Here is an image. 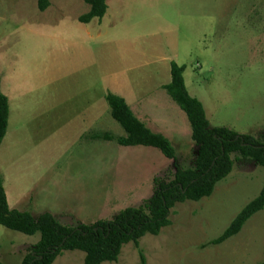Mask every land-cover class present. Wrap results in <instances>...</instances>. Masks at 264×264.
<instances>
[{
	"label": "rangeland",
	"instance_id": "obj_1",
	"mask_svg": "<svg viewBox=\"0 0 264 264\" xmlns=\"http://www.w3.org/2000/svg\"><path fill=\"white\" fill-rule=\"evenodd\" d=\"M101 20L78 22L82 0H0V90L8 125L0 178L10 209L49 213L61 225L109 221L143 207L153 179H171L157 149L93 139L125 136L105 101L123 98L151 132L171 143L176 165L191 168L196 148L185 114L166 94L170 63L184 66L188 95L210 127L264 144V0H106ZM231 172L207 198L176 204L170 225L124 245L102 264H258L264 209L235 236H219L264 184V168L231 154ZM39 239L0 226V262L20 264ZM62 251L52 264H82Z\"/></svg>",
	"mask_w": 264,
	"mask_h": 264
},
{
	"label": "trees",
	"instance_id": "obj_2",
	"mask_svg": "<svg viewBox=\"0 0 264 264\" xmlns=\"http://www.w3.org/2000/svg\"><path fill=\"white\" fill-rule=\"evenodd\" d=\"M82 1L89 9L78 18V22L87 24L93 19L103 18L107 10L106 0ZM49 5L50 0H37L40 12L45 11ZM184 69V66L171 62L170 82L163 89L185 114L189 123L190 138L196 148L191 168L181 169L176 165V154L168 139L146 128L134 116L123 98L111 93L104 97L111 118L122 128L125 136L114 137L104 133L96 135L94 140L115 142L123 147L155 148L166 159L173 161L172 178H154L152 194L143 207H127L109 221L98 220L92 224L64 226L46 212L32 216L28 212L10 209L0 178V226L27 236L39 234L38 241L20 264H52L62 251L74 250L84 253L82 264L116 262L124 245L132 243L137 247L138 241L145 235L156 236L162 228L169 226V214L176 204L198 202L209 197L215 185L231 172V154L264 168L263 143L224 127H210L201 103L190 97L185 89L182 77ZM8 113L7 98L0 90V144L6 135ZM263 209L264 184L258 195L236 214L225 230L204 246H217L235 236L247 220ZM139 260L140 264H145L141 253ZM258 264H264V256Z\"/></svg>",
	"mask_w": 264,
	"mask_h": 264
}]
</instances>
